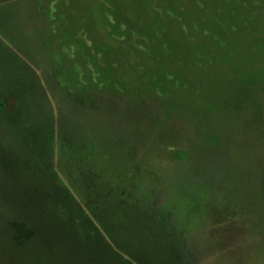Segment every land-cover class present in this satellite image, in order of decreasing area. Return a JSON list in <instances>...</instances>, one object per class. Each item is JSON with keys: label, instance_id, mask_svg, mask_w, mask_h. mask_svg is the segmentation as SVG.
<instances>
[{"label": "rangeland", "instance_id": "rangeland-1", "mask_svg": "<svg viewBox=\"0 0 264 264\" xmlns=\"http://www.w3.org/2000/svg\"><path fill=\"white\" fill-rule=\"evenodd\" d=\"M0 264H264V0H0Z\"/></svg>", "mask_w": 264, "mask_h": 264}, {"label": "trees", "instance_id": "trees-1", "mask_svg": "<svg viewBox=\"0 0 264 264\" xmlns=\"http://www.w3.org/2000/svg\"><path fill=\"white\" fill-rule=\"evenodd\" d=\"M62 202H61V205H63V206H69L68 204H66L65 202H63V200H61ZM20 236H18V235H16V239L19 241L20 240V238H19Z\"/></svg>", "mask_w": 264, "mask_h": 264}]
</instances>
